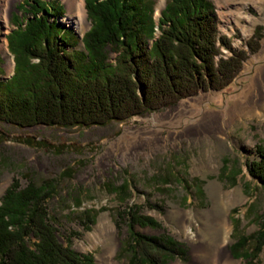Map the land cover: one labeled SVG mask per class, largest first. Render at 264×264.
Wrapping results in <instances>:
<instances>
[{"label": "rangeland", "instance_id": "rangeland-1", "mask_svg": "<svg viewBox=\"0 0 264 264\" xmlns=\"http://www.w3.org/2000/svg\"><path fill=\"white\" fill-rule=\"evenodd\" d=\"M24 1L15 0L6 15L8 30L0 23V80L13 74L7 35L16 28L15 14L21 27L22 18L30 17L16 10ZM152 1L157 20L166 0L163 5ZM55 2L64 8L55 18L58 23L80 37L89 30L88 16L87 23L76 28L75 12H69L63 0ZM211 2L218 34L228 38L233 50L247 53L229 85L103 127L15 129L0 123V197L13 179L21 186L28 179L56 180L50 209L56 212L59 241L66 246L69 240L71 249L89 254L94 264H109L112 253L117 263L128 264L127 228L117 215L127 206H138L141 215L160 227L136 231L164 234L182 244L166 264H190L199 247L206 264L212 256L214 264H222L225 257L215 249L226 244L231 255L232 236L254 233L264 213V189L248 172L258 158L256 146L264 149V90L258 94L255 88L264 72V0ZM257 30L261 37L251 52L247 43ZM109 57L113 60L114 54ZM122 184L128 186L125 195L117 190ZM85 210L96 214L87 231L76 221ZM220 220L227 222L226 231ZM231 256L230 264H245ZM252 264H264V248Z\"/></svg>", "mask_w": 264, "mask_h": 264}, {"label": "trees", "instance_id": "trees-1", "mask_svg": "<svg viewBox=\"0 0 264 264\" xmlns=\"http://www.w3.org/2000/svg\"><path fill=\"white\" fill-rule=\"evenodd\" d=\"M85 9L91 26L80 37L55 19L64 10L55 0H26L16 8L30 17L22 18L21 27L15 14L16 28L7 35L14 70L0 80L1 124L69 129L122 123L200 91L223 89L247 58L218 34L211 0H166L157 20L152 0H85ZM260 37L257 30L247 43L251 52ZM222 49L230 56L223 57ZM255 152L248 172L264 189V149L256 146ZM127 187L117 190L125 195ZM56 193L54 179H28L24 186L12 180L0 197V264H94L69 240L66 246L59 241L50 209ZM117 215L127 228L128 264H166L182 246L164 234L136 231L160 229L138 206ZM95 216L85 210L76 221L87 231ZM260 219L254 233L232 236L231 255L245 264L264 248V213Z\"/></svg>", "mask_w": 264, "mask_h": 264}, {"label": "bare ground", "instance_id": "bare-ground-1", "mask_svg": "<svg viewBox=\"0 0 264 264\" xmlns=\"http://www.w3.org/2000/svg\"><path fill=\"white\" fill-rule=\"evenodd\" d=\"M14 1L15 0H0V23L2 24L5 31L8 30V27H9V19L6 18V15L10 13L11 7L13 6ZM63 1L66 4V7H67L69 12H72V11L75 12V15H74L75 17L72 20V22L76 28L80 29L82 26H84L87 23L86 22V16L87 15H86V9H85V0H63ZM163 3H164V1L160 0V5H163ZM0 49L4 50V47L2 45H0ZM255 88L257 90L256 93L260 94L263 92V90H264V72L262 73L260 79L256 83ZM249 91H252V90H249ZM249 91H248V93H249ZM239 105H241V103ZM175 109H177L179 112H181L180 107H176ZM167 113L170 114V111ZM220 226L224 231H226V229L228 227L227 222H225L223 220H220ZM191 238H192V236H191ZM215 251L218 254H221L220 256L225 257L222 264H230V254L227 250L226 244L223 245L221 248H216ZM204 253L205 252L201 247H199L197 250H195L192 253L193 258H192V261L190 264H206L204 261H202V257H203ZM113 256H114V254L112 253L110 260L107 257V259L109 260V262L108 261L107 262L109 264H119L114 260ZM105 264H107V263H105ZM174 264H179V263H174ZM211 264H214V257L213 256L211 259Z\"/></svg>", "mask_w": 264, "mask_h": 264}, {"label": "water", "instance_id": "water-1", "mask_svg": "<svg viewBox=\"0 0 264 264\" xmlns=\"http://www.w3.org/2000/svg\"><path fill=\"white\" fill-rule=\"evenodd\" d=\"M87 15V14H86ZM231 256V255H230ZM232 257V256H231Z\"/></svg>", "mask_w": 264, "mask_h": 264}]
</instances>
